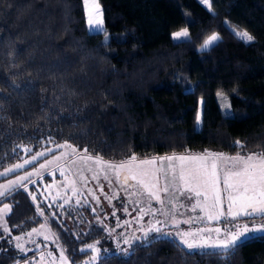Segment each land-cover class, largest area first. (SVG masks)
<instances>
[{"label": "trees", "instance_id": "obj_1", "mask_svg": "<svg viewBox=\"0 0 264 264\" xmlns=\"http://www.w3.org/2000/svg\"><path fill=\"white\" fill-rule=\"evenodd\" d=\"M98 3L105 31L95 33L83 0H0V172L21 160L24 147L64 143L106 162L264 151V0H212L215 15L199 0ZM225 21L254 42H238ZM183 28L190 41L173 40ZM212 33L221 42L199 51ZM189 89L192 104L184 99ZM219 92L230 115L220 109ZM198 106L200 128L179 125ZM4 204L11 211L0 220V264L32 262L36 251L21 253L17 237L47 219L22 188L0 198ZM58 232L70 264L93 255L80 249L94 237ZM100 254L94 264H264V239L226 258L190 253L172 236Z\"/></svg>", "mask_w": 264, "mask_h": 264}, {"label": "rangeland", "instance_id": "obj_2", "mask_svg": "<svg viewBox=\"0 0 264 264\" xmlns=\"http://www.w3.org/2000/svg\"><path fill=\"white\" fill-rule=\"evenodd\" d=\"M203 6L207 9L205 5ZM85 15L88 29L89 15L93 19L101 20L103 25L101 6L99 16L94 10L90 13L85 11ZM227 22L242 30L235 24ZM181 40L184 39L175 41ZM185 99L187 104H192L190 89L187 90ZM217 100L222 113L230 115L231 110L225 95L217 93ZM200 120L201 108L198 106L195 112L191 110L186 112L179 125L186 129L191 126L199 129ZM22 152L20 161L0 172L6 173L0 175V192L5 193L6 196L18 188L26 190L39 206L42 216L47 219L42 226L30 231L26 237L16 240V246L21 253L32 250L37 253L36 259L25 264H63L60 259L63 247L55 238L58 231L75 237L90 235L94 238L89 244H95L101 250L100 253L108 254L131 251L132 244L136 242L152 240L155 237H170L163 235L167 233L175 237L177 232H196L201 228L217 227L223 232L225 228L231 227L232 223H236L225 220L224 217L219 220H208L206 211L201 210L205 205L203 193L206 190L201 188L200 196H197L195 191H189L188 188H195V184L185 185L179 179L181 161L167 159V157L181 156L205 157L204 161L185 160L183 163L186 171L200 163H206L210 171L211 164L215 161L219 166L222 208L226 210L228 200L227 192L223 189V179L225 172L231 168L232 161L209 155L214 154L212 152H185L148 159L135 156L136 159L131 161L130 165L126 163L124 167L116 168H110L107 164L119 165L121 162L130 161V158L121 162L105 163L106 161L103 160L97 162L88 158L95 156L89 155L84 150H78L68 143L37 150L24 147ZM227 157L234 156L227 155ZM142 161H154V163L143 164ZM16 165L22 167L15 168ZM8 169L14 170L7 171ZM144 171L150 174L145 176L142 174ZM173 172L176 174L175 179ZM133 174L136 175V179L131 178ZM165 174H167V192L164 191ZM149 191L159 196L162 203L149 195ZM207 195L208 203H211L210 189L207 190ZM193 205H196L195 210ZM6 213L7 210L0 216L4 218ZM3 218L0 220L2 221ZM49 219L55 221L58 228L53 226ZM246 219L241 217L238 223L242 226ZM156 228H159L160 232L148 231ZM146 231L147 239H144ZM200 235L216 238L214 231L200 233L195 239H199ZM125 240L129 243H125ZM96 241H99V244H96ZM100 253L92 254L100 257L102 255ZM79 264H85V260Z\"/></svg>", "mask_w": 264, "mask_h": 264}, {"label": "snow or ice", "instance_id": "obj_3", "mask_svg": "<svg viewBox=\"0 0 264 264\" xmlns=\"http://www.w3.org/2000/svg\"><path fill=\"white\" fill-rule=\"evenodd\" d=\"M199 2L205 5L209 12L215 15L213 9L212 0H199ZM85 11H95L97 16L100 15V6L98 0H83ZM91 6V7H90ZM88 23L90 25L89 31L99 33L105 31L103 29L102 21L93 19L89 15ZM225 25L230 31V34L240 43L249 45L254 42L255 37L246 30H238L225 21ZM183 38L185 41H190L189 32L187 29H182L173 33V39L179 40ZM108 36L105 35V43H107ZM222 40V37L213 33L204 40L201 51H207L211 48L216 47ZM218 95H222L218 93ZM197 123H199V117H197ZM241 148L240 141L236 142ZM84 151H87L85 149ZM216 155L218 158L223 157V154H209ZM89 159H95L97 162H101L100 157H88ZM232 161L231 168L225 172L223 179V189L227 192L228 205L227 209L222 208V199L220 193V179L218 176V164L213 161L211 164V170L206 163H200L194 168L185 170L184 161H204V156L195 157H167L169 161L178 159L181 161L179 179L184 182L185 185L195 184V188L189 187V191H195L197 196L202 195L200 189L204 188L206 191L203 193L205 205L202 207V211H206L208 220H219L224 217L225 220H229L232 226L222 229L217 227L215 229H198L196 232H177L175 237H172V242L178 243L183 246L190 253H200L202 255H217L221 257H229L243 246L246 242L251 239H264V151L251 153L247 155H236L234 157H223ZM136 159L135 156L130 158V161L121 162L119 165L107 164L110 168L124 167L125 164H131V161ZM107 163V162H105ZM143 164H151L154 161H142ZM43 166V165H41ZM22 165H16L15 168H20ZM14 169H8L7 171H13ZM6 173H0L5 175ZM143 175L147 176L150 173L144 171ZM132 179H136V175L131 176ZM173 178H176L175 172H173ZM127 179V178H126ZM159 177H157V180ZM166 186L164 191L167 192V174H165ZM11 183V182H10ZM212 191L211 203H208L209 196L207 190ZM149 195L154 196L157 201H160L159 196L149 191ZM5 193L0 192V197H4ZM190 198V197H189ZM162 203V201H160ZM199 203V202H197ZM196 205H193L195 210ZM5 210L11 211L8 204H4L3 208H0V214L4 213ZM241 217L247 218L241 226L238 223ZM3 217L0 216V219ZM203 219V218H201ZM251 224V226H249ZM106 227V226H105ZM5 231L7 228L5 227ZM148 231L160 232L159 228L149 229ZM215 232L216 238L212 236L200 235L199 239H195L200 233L204 232ZM111 233H109L110 235ZM165 236H171V233L163 234ZM193 237V239H189ZM19 239V237H17ZM144 239H147V231L145 232ZM154 239H159L155 237ZM129 243L128 240L124 241ZM99 244V241H96ZM81 252L100 253V249L95 244H88L80 249ZM65 250L61 249L60 259L63 264H70V257L66 256ZM99 259L98 255H91L85 264H93L94 261ZM74 264V262H72Z\"/></svg>", "mask_w": 264, "mask_h": 264}, {"label": "crops", "instance_id": "obj_4", "mask_svg": "<svg viewBox=\"0 0 264 264\" xmlns=\"http://www.w3.org/2000/svg\"><path fill=\"white\" fill-rule=\"evenodd\" d=\"M184 99H185V96H184ZM185 103H186V99H185ZM187 104V103H186ZM223 157H227V155H224L223 154ZM223 157H221V158H223ZM225 158H223V160H224Z\"/></svg>", "mask_w": 264, "mask_h": 264}]
</instances>
